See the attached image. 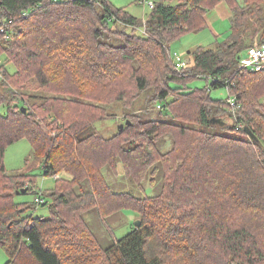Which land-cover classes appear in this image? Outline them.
<instances>
[{"label": "trees", "instance_id": "1", "mask_svg": "<svg viewBox=\"0 0 264 264\" xmlns=\"http://www.w3.org/2000/svg\"><path fill=\"white\" fill-rule=\"evenodd\" d=\"M152 1L141 21L109 0H0V247L8 264H264V69H243L239 59L264 45V0ZM222 2L232 11L230 39L197 47L178 71L169 45L206 28ZM196 78L226 87L240 107L233 112L208 88L172 86ZM148 89L160 118L134 110ZM116 102L129 113L124 128L89 132L114 116L107 106ZM168 136L173 144L162 151ZM23 138L45 176L61 175L49 217L27 215L30 205L15 199L36 182L7 174L6 150ZM120 166L139 185L162 172L161 192L112 191L104 169ZM94 208L103 217L131 209L142 224L102 248L82 216Z\"/></svg>", "mask_w": 264, "mask_h": 264}, {"label": "rangeland", "instance_id": "2", "mask_svg": "<svg viewBox=\"0 0 264 264\" xmlns=\"http://www.w3.org/2000/svg\"><path fill=\"white\" fill-rule=\"evenodd\" d=\"M109 1L116 7H126L130 13L141 21H146L151 13V8L147 4H144V1L147 0ZM213 11V9L210 10L207 16L210 18L211 25L215 26V32L210 26H207L198 32L187 33L169 45L173 51L182 54L184 58L188 60V63H190L189 61L193 58V55L190 54L189 51H193L199 46L212 48L218 43L228 41L231 37L232 18L218 16L215 15V13L212 14ZM142 31L143 28L141 27L138 33L141 34ZM9 69L11 72L15 71L12 66H9ZM172 86L183 87L185 89L208 88L213 99L226 100L229 98V92L226 87L214 88L211 86V82H208L205 78L192 79L187 83H172ZM152 97L153 91L148 89L142 93L134 105V110L142 114L143 119L160 118L159 114L161 110L158 104H161V102H153ZM107 108L109 113L114 116L107 120L99 121L89 132L94 131L105 137H111L117 132L120 124H122L121 120L129 114L126 112L127 109L123 102H116L108 105ZM233 124L234 121L230 118L229 125L233 126ZM214 130L217 132H224V126H214ZM163 141L164 142L160 146L161 150H169L173 144L172 136L166 137ZM4 163L8 175L26 173L35 176L36 182L34 186L31 184L32 191L28 193H17L15 197L17 202L28 203V205H30L26 214H32L34 217H49L51 214L50 206L53 202L50 195L56 186V180L59 179L61 175L53 177L44 175L43 165L41 161L34 156L33 147L27 138H23L7 148ZM104 175L112 191L128 192L141 198L158 195L163 185L162 172L155 176L154 181L156 183L149 182L150 180L148 178L142 185L126 177L122 166L119 167L118 173L116 174L106 167L104 169ZM27 182V186H30L28 179ZM87 188L88 187L85 189ZM40 196H43L45 199L44 201L48 202V204H39L37 198ZM82 216L102 248L111 247L116 241L138 228L137 221L140 220V216L131 209H123L107 217H103L99 209L94 208L84 211ZM10 261L8 252L0 247V264H8Z\"/></svg>", "mask_w": 264, "mask_h": 264}, {"label": "built area", "instance_id": "3", "mask_svg": "<svg viewBox=\"0 0 264 264\" xmlns=\"http://www.w3.org/2000/svg\"><path fill=\"white\" fill-rule=\"evenodd\" d=\"M144 4H147L151 9H153L155 6L154 1L152 0L144 1ZM4 31H5V28H2L0 26V32H4ZM6 38H8V36H6ZM172 58H173L174 66L178 71L181 72L183 71L185 67L188 66V60H186L184 56L180 54L179 52H175ZM241 67L249 71L263 70L264 69V45H262L261 47L249 48L246 51V53L242 55ZM228 102L233 112H235L240 107L235 97H230ZM158 107L160 108L161 105H158ZM37 199H38V203L44 202V200L40 197H38Z\"/></svg>", "mask_w": 264, "mask_h": 264}, {"label": "crops", "instance_id": "4", "mask_svg": "<svg viewBox=\"0 0 264 264\" xmlns=\"http://www.w3.org/2000/svg\"><path fill=\"white\" fill-rule=\"evenodd\" d=\"M213 10L214 11L212 12V14L215 13V15H218V16L220 15L223 17L232 18V11L226 2H222V3L218 4ZM207 22H208V26H210L213 29V31L215 32V29H214L215 26L211 25L210 18H208V16H207ZM212 24H213V22H212Z\"/></svg>", "mask_w": 264, "mask_h": 264}, {"label": "water", "instance_id": "5", "mask_svg": "<svg viewBox=\"0 0 264 264\" xmlns=\"http://www.w3.org/2000/svg\"><path fill=\"white\" fill-rule=\"evenodd\" d=\"M189 53H191V51H189ZM241 58H242V56L239 57L240 60H241ZM212 122H213V123H222V122H221V119H220V118H216V117H214V118L212 119ZM128 123H130V121H128ZM124 126H125V124H121V125H120L121 129H123ZM245 131L250 135V137H251L252 139H256L255 135H254L250 130H248L247 128H245ZM17 193H18V194H20V193H27V188H23L22 190L18 191ZM44 204H45V203H44ZM141 222H142L141 220L137 221V225H138V227L141 226V224H142Z\"/></svg>", "mask_w": 264, "mask_h": 264}]
</instances>
